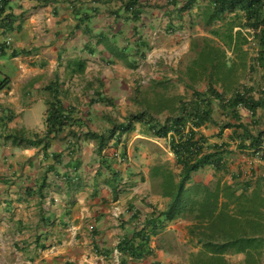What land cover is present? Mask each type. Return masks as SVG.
<instances>
[{
    "label": "crops",
    "instance_id": "crops-1",
    "mask_svg": "<svg viewBox=\"0 0 264 264\" xmlns=\"http://www.w3.org/2000/svg\"><path fill=\"white\" fill-rule=\"evenodd\" d=\"M129 1L133 0L11 3L15 21L1 37L10 42L0 59V81L5 80L0 90V264H174L169 261L174 256L163 250L135 260L117 249L126 234L143 226L150 205L163 209L167 202L158 194L155 202L150 200L145 168L127 161L132 160L128 144L147 138L141 127L120 143L112 139L101 155L98 141L86 134L109 133L125 87L141 80L148 50L156 51L158 40H170L172 34L167 26L174 11L169 4L175 0H138L141 12L136 19L124 10L123 3ZM169 43L171 50L177 47L175 37ZM262 73L260 83L253 79L254 102L239 108L241 121L254 133L264 131ZM53 104L60 109L57 115H66L60 117L62 124L47 121ZM106 117L114 122H105ZM216 127L204 128L211 143L231 139L232 129L218 136ZM19 135L47 137V145L39 140L15 144ZM230 142L228 168L235 172L248 165L247 174L264 177V154L243 153L237 149L238 140ZM209 169L198 171L195 180H212L213 173L206 174ZM179 224L185 225V220L168 228Z\"/></svg>",
    "mask_w": 264,
    "mask_h": 264
},
{
    "label": "trees",
    "instance_id": "trees-1",
    "mask_svg": "<svg viewBox=\"0 0 264 264\" xmlns=\"http://www.w3.org/2000/svg\"><path fill=\"white\" fill-rule=\"evenodd\" d=\"M13 1L0 0V59L9 48L1 37L13 28ZM123 4L125 11L138 18V0ZM172 5L168 32L183 30L187 25L204 31L203 35L192 36L193 55L188 63L182 61L173 69L174 79L154 78L147 86L141 80L137 82L131 99L135 107L128 109L124 121L116 119L108 134L86 133L98 141L96 151L101 155L112 139L120 143L124 135L140 126L151 142L164 140L175 157L176 169L169 161L152 160L153 153L148 150L147 168L156 187L154 192L167 202L163 209L150 205L152 211L143 226L126 234L117 249L135 260L153 255L157 249L165 251L161 246L153 247V238L172 222L185 220L189 221L190 241L197 248L190 252L189 264H264V177L249 175L244 168L235 172L228 168L231 139L239 141L237 149L243 153L264 154V131L254 133L241 121L239 110L254 102V85L244 80L252 78L257 66L264 67V0H183L180 4L175 0ZM195 9L197 14L193 13ZM186 13L189 19H185ZM250 36L258 44L257 56L251 55ZM174 80L191 92L189 97L187 91L185 95L173 93ZM201 83H206L205 90L199 89ZM3 86L1 81L0 90ZM260 92L264 96V89ZM107 100L114 105V100ZM217 108L224 115L221 125L215 119ZM49 111V125L55 120L62 124L66 115H57L60 109L54 104ZM209 125L219 128L218 136L232 129L231 139L211 143L204 132ZM35 140L44 142L47 137L19 135L14 143L34 144ZM123 153L127 155L126 147ZM204 167L214 171L209 182L194 178ZM106 168L111 169L110 165Z\"/></svg>",
    "mask_w": 264,
    "mask_h": 264
},
{
    "label": "rangeland",
    "instance_id": "rangeland-1",
    "mask_svg": "<svg viewBox=\"0 0 264 264\" xmlns=\"http://www.w3.org/2000/svg\"><path fill=\"white\" fill-rule=\"evenodd\" d=\"M172 5V3L170 4ZM12 6V5H11ZM194 14H197V9L194 10ZM185 19L188 18V14H185ZM204 31L199 27L196 26L194 28H189L188 25L183 30H178L176 33H172L171 36H168V39H173L175 37L177 39V44L174 50H171V43L168 44L170 40L162 41L158 40L157 50L156 51H150L147 54L148 58L143 62L142 69L143 74L139 75L137 72L136 74L139 75L138 79H141V83L143 86H147L150 84L152 79H162V78H173V69L177 68L179 64L183 61L184 64H187L189 61V58L193 55L191 52V38L194 35H203ZM173 44V43H172ZM178 44L182 45L183 47L178 48ZM122 52H120L121 54ZM127 54H129L127 52ZM142 69L140 71H142ZM263 70L257 66L252 78H247L244 80V83H248L249 85L253 84V79L258 80L259 83L260 80H262V73ZM171 84H175V87H172L173 93L182 94L185 95L186 89L184 88L182 83H178L176 80H174ZM134 84H131L130 86H126L125 96L124 99L121 101H118V104L120 108L117 111H114L115 119H119L121 121L122 118H124L125 113L127 114L129 108H134V104L130 102V99L133 97V89ZM199 89L205 90L207 85L206 83H201L199 86ZM257 87V93H259L258 88L260 85H256ZM260 90V88H259ZM188 97L190 96L191 92L188 90ZM105 103H108V100L105 98L103 99ZM218 115L215 114V119L219 121H223L224 118L221 115L220 110L217 108ZM112 116V115H110ZM113 117H106L105 122L107 123H113L112 120ZM94 124H98L97 121L94 122ZM99 126V125H98ZM215 127V126H214ZM214 127H211L210 131L212 132L215 130ZM217 128V127H216ZM133 139V137L130 138V140ZM153 141V140H152ZM149 143V144H148ZM133 144V146H131ZM136 147V152H133L130 150V148ZM123 149V147H120ZM128 150L130 153L129 156H131L132 160H128L129 162L139 164L141 167H143L144 171L148 174L149 177V171L146 169L147 166V153L152 152V160L153 157L155 161H169L171 165L176 169V161L174 155L169 150L168 146H166L164 140H156L154 142H151L147 138H137L135 141H131L128 144ZM149 150V151H148ZM146 157V158H145ZM145 166V167H144ZM248 167V165H247ZM247 167H244L247 169ZM111 170V169H110ZM213 173L212 169H209V171L206 173ZM148 182H150V200L155 202V195L154 188V181L149 177ZM150 202V201H148ZM159 203V202H158ZM164 204V203H163ZM184 224H179L177 228H174V230H170L168 227L160 232L159 237L156 239L155 245L161 246L165 249L166 254L174 256V258L171 261L174 264H189V254L191 251H197V248H195L193 245L194 243L190 241L189 234H188V225L189 221H185ZM160 250V249H159ZM164 251V250H163Z\"/></svg>",
    "mask_w": 264,
    "mask_h": 264
},
{
    "label": "built area",
    "instance_id": "built-area-1",
    "mask_svg": "<svg viewBox=\"0 0 264 264\" xmlns=\"http://www.w3.org/2000/svg\"><path fill=\"white\" fill-rule=\"evenodd\" d=\"M249 40H250V44H249V47L252 49V53H253V56H257L258 55V51H259V47H258V44L255 42V39L253 36H250L249 37ZM261 69L264 70V67L263 66H260ZM257 156L261 155V153H258L256 152Z\"/></svg>",
    "mask_w": 264,
    "mask_h": 264
},
{
    "label": "clouds",
    "instance_id": "clouds-1",
    "mask_svg": "<svg viewBox=\"0 0 264 264\" xmlns=\"http://www.w3.org/2000/svg\"><path fill=\"white\" fill-rule=\"evenodd\" d=\"M9 42H10V41L7 39V42H6V43L9 44ZM249 49H250L251 55L253 56L252 49H251L250 47H249ZM260 66H261V65H259V67H260ZM260 68H261V67H260ZM262 70H263V69H262ZM263 72H264V70H263ZM3 81H5V80H3ZM0 82H1V81H0ZM263 86H264V85H263ZM260 89H261V88H260ZM262 89H264V88L262 87ZM262 89H261V90H262ZM156 249H157V248H156ZM157 250H159V249H157Z\"/></svg>",
    "mask_w": 264,
    "mask_h": 264
}]
</instances>
